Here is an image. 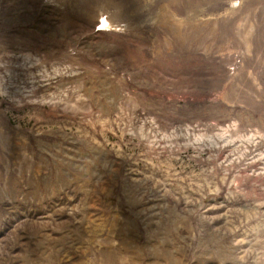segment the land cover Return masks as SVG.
I'll use <instances>...</instances> for the list:
<instances>
[{"label":"rangeland","instance_id":"obj_1","mask_svg":"<svg viewBox=\"0 0 264 264\" xmlns=\"http://www.w3.org/2000/svg\"><path fill=\"white\" fill-rule=\"evenodd\" d=\"M0 264H264V0H0Z\"/></svg>","mask_w":264,"mask_h":264},{"label":"bare ground","instance_id":"obj_2","mask_svg":"<svg viewBox=\"0 0 264 264\" xmlns=\"http://www.w3.org/2000/svg\"><path fill=\"white\" fill-rule=\"evenodd\" d=\"M222 242V241H221ZM225 242V241H224Z\"/></svg>","mask_w":264,"mask_h":264}]
</instances>
